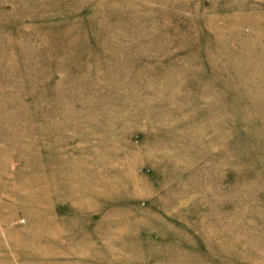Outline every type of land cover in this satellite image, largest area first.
Masks as SVG:
<instances>
[{
    "label": "rangeland",
    "instance_id": "1",
    "mask_svg": "<svg viewBox=\"0 0 264 264\" xmlns=\"http://www.w3.org/2000/svg\"><path fill=\"white\" fill-rule=\"evenodd\" d=\"M0 264H264V0H0Z\"/></svg>",
    "mask_w": 264,
    "mask_h": 264
}]
</instances>
